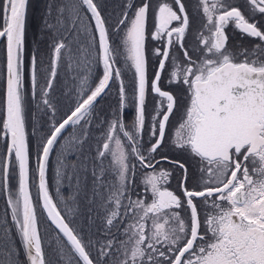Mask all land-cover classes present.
Returning a JSON list of instances; mask_svg holds the SVG:
<instances>
[{"label": "snow or ice", "instance_id": "6c2138e0", "mask_svg": "<svg viewBox=\"0 0 264 264\" xmlns=\"http://www.w3.org/2000/svg\"><path fill=\"white\" fill-rule=\"evenodd\" d=\"M245 2L250 18L227 0H198L205 18L203 27L209 35L201 32L198 36L202 45L199 59H192L184 50L186 63H182L174 54L177 48L185 49L190 25L182 0H174L178 10L166 2L158 6L154 31L150 34L147 32L149 0H141L139 4L136 0H126L121 17L111 29L94 0H73L71 11L74 25L79 21L77 31L94 29L89 35L97 49L96 62L102 64V75L94 86L89 84L88 76L80 79L75 106L61 122L51 125L33 151L26 132V89L35 97L39 87L44 110L55 113L49 94L58 76L63 50L68 45L63 39L52 41V56L45 70V82L40 86L35 51L28 53L26 75L30 0H0V39L6 41V96L0 126L7 138L0 158V189L6 193L7 208L11 210V220L20 240V248L10 251V258L22 249L26 264H50L45 258L38 228L37 208L42 207L47 220L58 230L59 252L63 254L68 249V264H110L113 256L117 257L116 264H264V0ZM52 8L51 3L46 6L43 26L54 32L67 9L64 5L58 6L56 23H50ZM88 14L89 23L84 24ZM257 14L260 19L256 18ZM229 25L242 36L261 43L251 51L231 52L226 34ZM149 35L163 45L162 49L153 50L159 59L151 79L146 56ZM121 47L126 53L124 69L116 67ZM168 62L172 65L169 84L186 86L188 100L184 116L171 137L167 129L178 99L161 87ZM128 72L131 78L126 84ZM113 85L119 98L118 107L96 156L101 159L110 155L111 163L108 169L101 166L99 175L95 170L92 173L94 185L102 183L100 176L105 171L114 176L107 182L109 194L102 205L108 229L105 236L112 235L111 228L123 223L129 213L133 215L124 228L126 240L117 241L113 237L101 242L92 239L90 227L86 236L79 226H73L75 218L82 215L77 197H68L72 201L69 205L57 187V196L64 203L62 213L50 194L46 174L50 154L64 130L82 122L90 123L88 118L98 98L111 91ZM149 94L158 98L152 114L146 111ZM129 107L133 115L130 124H126L124 114ZM166 143L178 150L177 155L176 158L164 155L161 160L182 174L178 177V187L183 199L165 186L172 171L155 170V156ZM186 156L199 165V190L187 187L191 174ZM130 157L139 165L153 169L143 180L151 191L150 203L131 197L129 185L136 164ZM33 159L34 168L31 167ZM56 176L59 184L62 176L59 168ZM13 178H16L14 189L10 183ZM93 195L100 193L94 188ZM198 199L205 206L203 221ZM86 220L89 225L93 223L91 216ZM114 247L116 252L112 253L110 250ZM93 249H96L95 256ZM12 264L17 262L13 260Z\"/></svg>", "mask_w": 264, "mask_h": 264}, {"label": "rangeland", "instance_id": "374dc122", "mask_svg": "<svg viewBox=\"0 0 264 264\" xmlns=\"http://www.w3.org/2000/svg\"><path fill=\"white\" fill-rule=\"evenodd\" d=\"M97 4H108L111 8L113 14L112 17L107 18L108 25L111 29V26L114 25L117 21L115 20L114 10L116 4L120 5L121 15L124 9V5L126 0H94ZM141 0H136V3L139 4ZM169 3L175 4L173 0H149L150 9H149V18L147 22V27L150 28L149 33L154 30L155 25V14L158 9V4L161 3ZM70 4L72 6L73 0H30L31 7H41L42 4ZM229 4H246L245 0H227ZM38 4V5H37ZM184 4H198V0H184ZM30 12V10H29ZM30 20L28 18V24H30ZM33 23V21H32ZM153 27V28H152ZM152 28V29H151ZM36 32L35 29L32 33ZM123 35V33H121ZM1 41V40H0ZM119 43V40H117ZM147 44L150 47V62L153 57V50L152 47L155 46L156 48L161 45L159 42L154 41L151 39L150 36L147 38ZM126 53L124 52L123 48L121 47L119 50V54L117 55L118 63L116 67L121 69L125 68L124 57ZM154 58H157L154 56ZM3 64L4 59L3 57L0 58V103L2 104L5 100V87L6 84L4 83L3 77ZM131 78V73L128 72L125 83L127 84ZM5 79H6V72H5ZM112 90H116V86L113 85ZM111 90V91H112ZM107 92V91H106ZM119 98L117 97V100ZM2 112V108L0 105V115ZM2 116H4V111L2 112ZM3 117H1V121ZM35 117L33 112L30 113L27 111L26 114V132L28 133L30 148L34 151L35 145L40 142V138L43 136L39 135V128L36 127L34 124ZM169 128L174 126L172 134H168V137L173 135L175 128L178 126L177 122L174 120V116L169 120ZM108 130V128H107ZM63 134V133H62ZM70 136L68 134H63L59 139V144L53 150L49 157V165L47 169V181L49 184V191L50 194L53 196L54 201L57 202L58 207L61 209L62 213L64 212V203L60 201V197L57 196L56 189L59 187L60 195L64 198V201L71 205L72 201L68 199L71 195H76L78 206L81 210L82 215L75 218V226H79L83 233L87 236L89 232V227L91 228L92 239L95 241L97 239L103 242L105 239H112L113 237L117 241H124L127 239V235L124 233V228L130 221V217L133 213H129L128 216L124 218V222L118 224L116 227L111 228V234L109 236H105V233L108 229L105 226L104 217H105V210L102 207L104 201L107 199L108 196V189L106 187L107 182L114 179L113 175H110L108 171H105L103 176H100V181L102 183L94 185L95 177L93 176V171L95 170L99 175V170L101 166L105 169L109 168L111 163V156H106L105 158H101L103 160V165H101V159H97V150L102 146L101 143L96 151H91L89 148L90 140L87 137H84L83 134L78 136L76 141L83 140V143L75 144L70 143ZM103 139V138H101ZM147 139V138H145ZM7 138L4 136L2 131V126H0V158L3 157L4 154V145L6 143ZM124 141V138L122 139ZM125 142V141H124ZM71 144V145H70ZM86 147H85V146ZM125 146L127 147V143L125 142ZM96 149V146H95ZM177 151L171 147L170 144L165 145V147L159 151V153L155 156V160L153 163L155 164V170L159 171L161 169L172 171L173 175L170 177L169 183L165 185L176 192L177 195H180L183 199L182 192L178 187V177L182 175L179 171L174 170L172 164L168 162L160 161L156 163V161L161 160V156L168 155L170 158H176ZM189 160L188 167L190 171V179L187 183V187L192 189L196 187L199 190V173L197 171L199 165H197L194 161H191L190 157H185ZM106 159V160H105ZM132 161V158L130 157ZM63 161V163H60ZM105 162V163H104ZM31 167H35V160L33 159L31 163ZM57 168L61 170L62 176L59 178L60 183L57 184L58 177L56 176ZM152 168H146L139 163L137 164V169L135 171V177L132 178V182L129 185L130 194L133 200L135 199H144L146 203L151 202V191L147 189L143 183L144 177L147 173L152 172ZM77 181H79V190H77ZM13 189L16 186V178H13L10 181ZM31 184V181H30ZM100 193V195H93V190ZM31 191L33 194L35 193V188L32 187ZM6 193L0 189V264H12V261H16L17 264H26L25 257L22 254V249L17 256L9 257V252H15L16 249L20 248V240L19 236L16 234V228L11 220L10 209L7 208L6 204ZM94 201V203H93ZM127 203V200L124 201ZM198 204V211L201 213V220L204 219V211L205 206L201 200H197ZM91 209V211H89ZM8 213L7 215L5 213ZM185 215V219H187V215ZM87 216H91L93 219V223L89 225L88 221L86 220ZM37 217H38V228L43 242V248L45 253V258L50 262V264H68V249L65 248L64 253L61 254L59 252L60 245L57 243V233L58 230L54 228L53 225L47 220V216L42 211V207L37 208ZM150 225L151 221L147 222ZM7 230V231H6ZM112 253L116 252V248L110 250ZM93 256L96 255V249L92 250ZM116 256H113L110 264H116Z\"/></svg>", "mask_w": 264, "mask_h": 264}, {"label": "flooded vegetation", "instance_id": "af4514ba", "mask_svg": "<svg viewBox=\"0 0 264 264\" xmlns=\"http://www.w3.org/2000/svg\"><path fill=\"white\" fill-rule=\"evenodd\" d=\"M174 2V0H173ZM184 3V0H182ZM38 5V4H37ZM48 4H42L41 7H31L29 5L28 9V18L31 21L28 24L26 32V75H27V63H28V53L35 51L38 59V84L43 86L45 82V70L47 69L51 56L52 49L50 45L53 40L63 39L64 42L68 45V48L63 50L62 62L58 68V76L56 77L53 90L49 94V98L53 105L55 106V113L53 114L51 109L44 110L42 100L40 98L39 92L40 88H37V95L33 97L30 92L26 89L25 97V118L27 111L31 115V111L35 117V126L39 128V135L45 136L53 123L61 122L62 118H65V115L69 113V109L73 108L78 100V89L80 84V79L84 76H88V82L90 85L94 86V83L98 81V77L102 75V64L96 62L97 49L93 47L91 37L89 32L94 29H89V32L77 31V26L79 21L76 22V25L73 23V13L71 11L70 4H52V17L50 18V23H56L57 12L56 9L60 5L66 6V11L63 13V18L59 23H56L55 31H49L43 26V18L46 13V6ZM160 4H158L159 6ZM173 6L174 10H178V6L175 4H170ZM232 6H237L241 9L246 18L251 17L249 11V6L247 4H231ZM102 15L107 19L112 17V10L108 4H98ZM157 6V7H158ZM186 11L189 15L190 25L188 32L186 33L184 45L185 49H175L174 54L178 58V62L186 63L185 58L183 57V51L187 50L189 55L194 60H198L201 55L202 45L198 36L201 32L204 35H209V33L204 30L205 18L202 11L199 9L198 4H185ZM30 10V12H29ZM115 20L117 21L121 17L120 5L116 4L114 10ZM90 14L84 17V24L89 23ZM257 19H260L259 14H257ZM33 21V23H32ZM94 25V22H92ZM154 26V25H153ZM173 26H176L175 22ZM153 28V27H152ZM151 28V29H152ZM35 29L36 32L32 33ZM150 28L147 27V32L149 33ZM154 31V30H153ZM150 34V33H149ZM226 34L228 35V49L237 53L241 49H247L251 51L254 46L258 43H261L258 39L249 38L247 36H242L238 30L234 29L233 25H229L226 28ZM150 36V35H149ZM151 37V36H150ZM5 45L6 41L1 39L0 41V58L3 57V77L4 83L6 84L5 79ZM159 47V46H158ZM156 47L153 46L152 50ZM161 48V46H160ZM153 54V53H152ZM146 56L148 61V75L149 78H153L154 71L158 64V59L154 58V55L150 62V47L147 44L146 39ZM69 57L71 59H69ZM242 59V57H240ZM69 64L71 67H69ZM172 71L171 62H168L165 72L162 74L161 87L164 90H169L177 97L178 103L177 107L174 109L173 115L175 122L180 123L188 103L186 86L169 84V73ZM27 84V79H26ZM5 96H6V87H5ZM117 91H107L101 98L98 99L96 107L92 112L91 116L88 118L91 122L84 124L83 122L80 125H76L74 128L68 127L64 130L63 134H68L70 136L71 144L74 143L78 136L82 135L87 137L90 140L89 148L91 151H96L97 147L104 142L107 134V128L109 123L115 118L114 113L118 107L117 100ZM158 98L154 97L152 94H149L146 100V111L148 114H152L155 103ZM5 101V100H4ZM4 101L1 105L2 112L4 111ZM0 115V121L2 116ZM133 109L131 107L126 108L124 114V120L126 124H130L132 119ZM83 125V126H82ZM170 123L168 124L167 134H172L174 126L169 128ZM129 130H131L129 128ZM62 134V135H63ZM103 138V139H101ZM145 138H147V133H145ZM121 139L123 136L121 134ZM126 142V141H125ZM57 144L54 146H58ZM70 144V145H71ZM79 144V142H75ZM85 146V145H84ZM96 146V149H95ZM86 147V146H85ZM132 162L137 164L138 162L134 157ZM106 160V159H105ZM163 161V160H159ZM167 162V161H163ZM105 163V162H104ZM135 175V174H134ZM135 177V176H133ZM132 177V178H133Z\"/></svg>", "mask_w": 264, "mask_h": 264}, {"label": "water", "instance_id": "95a60500", "mask_svg": "<svg viewBox=\"0 0 264 264\" xmlns=\"http://www.w3.org/2000/svg\"><path fill=\"white\" fill-rule=\"evenodd\" d=\"M0 40H1V39H0ZM103 95H104V94H102V96H103ZM102 96H101V97H102ZM101 97H99V98H101ZM99 98H98V99H99ZM97 101H98V100H97ZM41 205H42V202H41ZM45 215H46V213H45ZM49 222H50V221H49ZM50 223H51V222H50ZM53 226H54V225H53ZM54 228H55V226H54Z\"/></svg>", "mask_w": 264, "mask_h": 264}]
</instances>
